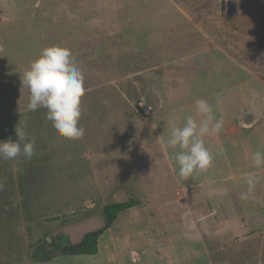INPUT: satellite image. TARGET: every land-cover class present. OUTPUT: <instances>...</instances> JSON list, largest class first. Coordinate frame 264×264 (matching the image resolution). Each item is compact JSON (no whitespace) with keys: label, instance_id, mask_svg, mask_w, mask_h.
<instances>
[{"label":"rangeland","instance_id":"1","mask_svg":"<svg viewBox=\"0 0 264 264\" xmlns=\"http://www.w3.org/2000/svg\"><path fill=\"white\" fill-rule=\"evenodd\" d=\"M133 1L154 8L155 0ZM177 3L199 30L195 55L203 59L193 73L203 80L191 81V67L178 70L176 108L203 98L224 120L219 134L204 138L211 167L187 178L174 158L179 149L166 146L172 125H159V142L144 111L154 102L141 92L160 84L124 66L138 56L120 45L122 29L136 22L123 19L129 1L0 0V141H17L19 124L35 141L32 170L23 156L0 160V264H47L34 255L80 243L105 225L102 206L131 198L142 204L120 214L97 256L51 264H264V167L252 164V154L264 152V0ZM54 45L71 49L85 77L79 140L61 137L46 109H27L23 73ZM187 113L175 125L200 119ZM74 167L82 175L68 172ZM249 173L257 183L245 200Z\"/></svg>","mask_w":264,"mask_h":264},{"label":"clouds","instance_id":"2","mask_svg":"<svg viewBox=\"0 0 264 264\" xmlns=\"http://www.w3.org/2000/svg\"><path fill=\"white\" fill-rule=\"evenodd\" d=\"M22 85L30 93L27 109L32 112L46 109V119L61 137L79 140L85 136V129L80 125L82 100L86 93L85 77L71 49L60 45L42 49L39 58L31 62L23 73ZM195 109L200 119L189 115L183 126L173 124L166 144L173 150L179 149L175 151L174 158L182 178L211 167L213 155L204 138L219 134L224 127L223 118L216 116L207 100L196 99ZM15 132L17 141L11 138L0 141V160H13L20 156L31 159L35 154V141L29 139L25 128L19 124ZM252 164L256 168L264 167V152L255 151ZM246 183L247 194H241V199L245 200L254 192L255 175L249 173Z\"/></svg>","mask_w":264,"mask_h":264},{"label":"crops","instance_id":"3","mask_svg":"<svg viewBox=\"0 0 264 264\" xmlns=\"http://www.w3.org/2000/svg\"><path fill=\"white\" fill-rule=\"evenodd\" d=\"M125 1H129L131 5L128 9L126 8L127 10H123L125 17L123 19H126V17L134 18L136 22L134 25L128 24V26H132L129 29L126 27V29H122L123 40L120 42V45L123 46L124 49L135 51L138 56L134 60V63H132L133 60L131 59L124 61V63L126 62L124 66L136 65L138 67L136 75L141 76L139 79L145 81L153 79L150 81L155 82V84H160L159 87L156 84V88L149 89L144 93L141 92L143 97L151 98L154 105L151 106L149 110L145 109L144 103H141L140 107L144 108L147 114H152L149 122H151L150 124L154 129L156 138L159 142H162L161 137L163 134L161 136L160 124L161 127H163V131H165L167 125L177 124L179 120L183 119L181 114L187 115L188 110H196L195 101L191 100L180 112L178 111L176 106L180 101L178 100L179 98L176 99L174 95V84L179 72L178 70L187 69L188 67H191L192 71L191 81L203 80L198 77L199 74L194 75L193 73V64L195 62L200 63L203 59H199L197 56L198 54L195 55L197 52L195 48L197 46H194V44L196 45L198 43H196V41H199V30L193 27L191 15L180 8L177 3L178 0H155L154 8L149 4V1L143 3L141 7H137L133 0ZM156 1H158V3ZM150 10V15L154 16L148 15ZM146 23H148V26L144 27ZM137 24L139 26L135 29L134 27ZM135 34L137 40L135 39ZM188 34L190 36H188ZM112 38L113 36L107 37V39H109V41H107V46L110 48L114 46V44H112L114 43ZM200 76H202V74ZM167 98L168 101L166 100ZM163 109H167L168 112L166 110L167 113L161 111ZM252 132L256 131H251L250 133ZM164 135L167 136V134ZM43 157L39 159L42 160V164L54 160V157H52L51 161H49V159L46 161ZM86 157H88V155ZM31 160V163L30 159L27 160V170L35 167V161H33V159ZM72 170H78L79 173L77 174H79V176L80 174L82 175L80 169L74 167L71 170L68 169V172L71 173ZM57 173L60 174L62 171H57ZM58 259L59 257L57 259L55 258L52 263ZM47 264H51V262Z\"/></svg>","mask_w":264,"mask_h":264},{"label":"trees","instance_id":"4","mask_svg":"<svg viewBox=\"0 0 264 264\" xmlns=\"http://www.w3.org/2000/svg\"><path fill=\"white\" fill-rule=\"evenodd\" d=\"M142 204L141 198H131L121 203H109L102 206L101 212L105 225L94 231L88 232L80 243L71 244L68 242L61 248L42 250L34 255L35 259L46 258L45 263L51 262L59 256H96L99 254V239L110 230L118 220L121 213L126 212ZM41 242V240H39ZM55 251V252H53ZM59 253L55 255V253Z\"/></svg>","mask_w":264,"mask_h":264}]
</instances>
